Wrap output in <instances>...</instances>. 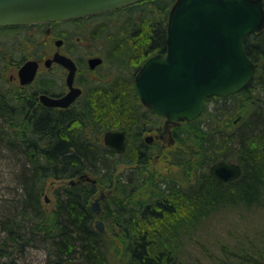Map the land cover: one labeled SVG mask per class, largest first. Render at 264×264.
Masks as SVG:
<instances>
[{
    "label": "trees",
    "instance_id": "trees-1",
    "mask_svg": "<svg viewBox=\"0 0 264 264\" xmlns=\"http://www.w3.org/2000/svg\"><path fill=\"white\" fill-rule=\"evenodd\" d=\"M175 1L142 0L103 15L115 23L125 17L108 33L115 72L105 83L87 86L74 108L27 113L25 101L8 100L0 86V158L12 159L14 182L9 193H0V264H20L31 249L44 252L43 264H190L199 242L196 226L229 208L264 207V25L243 39L255 64L243 89L206 98L198 117L171 128L169 146L142 138L145 132L157 136L161 116L137 97L133 73L145 55L166 47ZM109 129L126 131L123 152L103 143ZM218 160L238 163L240 175L213 177L209 166ZM49 179L68 183L52 190L54 202L46 209L41 194ZM103 187L99 218L109 231L116 226L109 234L95 228L98 216L90 209ZM261 243L252 244L251 253L250 245L225 244L213 260L264 264Z\"/></svg>",
    "mask_w": 264,
    "mask_h": 264
},
{
    "label": "water",
    "instance_id": "water-1",
    "mask_svg": "<svg viewBox=\"0 0 264 264\" xmlns=\"http://www.w3.org/2000/svg\"><path fill=\"white\" fill-rule=\"evenodd\" d=\"M139 1L0 0V26L87 16ZM263 25L262 0H176L167 17L165 54L147 58L134 77L137 97L166 123L198 117L206 98L234 94L252 79L255 64L245 52L243 39ZM52 60L68 68L66 81L70 89L60 98L42 95L41 100L46 105L66 107L80 93L72 86L75 65L58 53ZM100 62L99 57L88 61L90 67ZM36 69L35 60L23 62L17 71L20 83L32 81ZM126 138L123 129H109L103 134L104 144L118 153L124 151ZM144 140L150 142L152 136ZM209 173L220 181H229L240 175L241 168L234 161L218 160L209 166ZM90 209L99 214L98 198ZM96 228L104 232L102 220L97 219Z\"/></svg>",
    "mask_w": 264,
    "mask_h": 264
},
{
    "label": "flooded vegetation",
    "instance_id": "flooded-vegetation-1",
    "mask_svg": "<svg viewBox=\"0 0 264 264\" xmlns=\"http://www.w3.org/2000/svg\"><path fill=\"white\" fill-rule=\"evenodd\" d=\"M108 12L57 21L0 26V36L5 38V42L0 43V54L1 57H4L1 62H5V67L13 64L14 51L26 53L23 57L20 55L22 61L17 67H13L16 68L15 73H11L8 77H0V86L6 90L5 95L8 100L15 96L18 100L25 101L27 113H35L40 108L54 111L68 110L80 104L86 96L87 86L105 83L115 72L114 65L110 63L108 55V33L116 29L114 26H118L125 19L124 17L120 18L119 23L109 21L106 16L103 18V15ZM10 26L20 27V29L9 31L10 29L7 28ZM165 52L166 47L162 51L145 55L133 73V80L147 58L156 54L164 55ZM57 53L73 61L75 69L72 86L80 89L78 96L66 107L46 105L41 100L42 95L60 98L70 89L66 81L69 73L68 68L60 62L52 60ZM96 57L101 58V62L90 67L89 59ZM30 59L37 62L36 73L32 81L21 84L17 74L18 68L23 62ZM46 60L48 61L46 62ZM106 74L109 77L105 80L103 77ZM179 122L166 123L165 118L161 116L160 125L155 130L158 132L157 136L154 132L149 133L152 136V141L159 138L162 147L167 143L172 144L171 128ZM15 131L17 132V129ZM144 142L148 144L145 140Z\"/></svg>",
    "mask_w": 264,
    "mask_h": 264
},
{
    "label": "rangeland",
    "instance_id": "rangeland-1",
    "mask_svg": "<svg viewBox=\"0 0 264 264\" xmlns=\"http://www.w3.org/2000/svg\"><path fill=\"white\" fill-rule=\"evenodd\" d=\"M123 15L124 14H122V16ZM2 42H5V38L0 36V43ZM25 54L26 53L14 51L12 56L15 60L12 65H7V67H5V62H1L4 60V57H1L0 54V77H8L11 73H15L16 68L13 67L19 65ZM20 55L22 57H20ZM106 76L107 74L103 79L106 80L109 77ZM109 79L110 77L106 81ZM213 104V102L209 103L210 106H213ZM149 133L150 132H145L142 138L149 135ZM151 142L153 141L148 142V145L151 144ZM169 145L170 144L167 143V146ZM163 163L162 159H158L157 167L162 168ZM11 164L12 159L0 158V193H9V188L14 186L12 180L13 167ZM121 168H123V166H121ZM66 183H68L66 179H49L46 182L45 189L41 194V202L46 209H50L54 202L52 190ZM106 190L107 188L105 187L97 190L93 199H95L94 197L98 198L100 192L103 194L106 193ZM99 203L100 202H98V204ZM99 210L102 211L100 207ZM104 228L106 231L105 233L109 234V229H107L105 225ZM194 234L200 243L198 242L192 247L193 253L191 255L192 260L189 262L190 264H215L213 259H218L223 254L221 250L222 246L225 244L228 245L229 249H235L236 245L241 248H246L247 245L251 243L261 247V242H264V207L253 212L242 208H229L220 211L202 224L196 226ZM44 259L45 255L41 249H31L21 258L20 264H43Z\"/></svg>",
    "mask_w": 264,
    "mask_h": 264
},
{
    "label": "bare ground",
    "instance_id": "bare-ground-1",
    "mask_svg": "<svg viewBox=\"0 0 264 264\" xmlns=\"http://www.w3.org/2000/svg\"><path fill=\"white\" fill-rule=\"evenodd\" d=\"M239 166H240V165H239ZM240 168H241V167H240ZM235 179H236V178H235ZM232 180H233V179H232ZM70 181H71V180H70ZM229 181H230V180H229ZM232 209H233V208H232ZM96 221H97V219H95V228H96ZM96 229H97V228H96ZM97 230H98V229H97ZM115 230H116V226L111 225L110 232H113V231H115ZM98 231H99V230H98ZM104 232H106V231H105V228H104ZM199 243H200V242H199ZM252 244H253V243L250 244V247H251V249H250V250H251L250 253L252 252L253 248H255V247L252 246ZM253 245H254V244H253Z\"/></svg>",
    "mask_w": 264,
    "mask_h": 264
}]
</instances>
